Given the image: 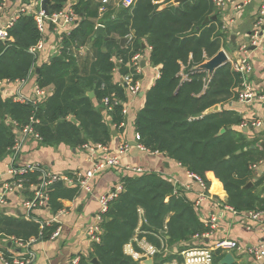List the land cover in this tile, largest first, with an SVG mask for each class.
<instances>
[{"label":"trees","instance_id":"trees-1","mask_svg":"<svg viewBox=\"0 0 264 264\" xmlns=\"http://www.w3.org/2000/svg\"><path fill=\"white\" fill-rule=\"evenodd\" d=\"M171 1L137 0L131 7L108 6L103 13L97 0H50V14L71 4L78 15L76 26L63 35L60 53L36 66V83L44 88L53 86L44 100L36 105L20 103L0 92V161L10 156L18 132L32 119L39 121L34 126L43 145H107L114 130H123L120 123L124 116L122 105H114L107 112L103 101L129 99L127 86L115 81L114 73L118 71L121 77L134 73L140 79L133 58L141 55L147 44L150 62L160 67V76L147 90L135 118L139 144L166 154L199 176L208 189L213 175L223 184L227 205L235 211L264 210V195L257 191L264 175L256 177L252 169L263 156L251 147L254 141L236 129L244 118L224 108L210 111L238 97L242 77L229 62L212 76L197 69L222 47L227 48L229 32L223 28L220 9L214 0H184L166 6ZM214 15L217 19L204 23ZM99 24L104 25L106 35L98 36L92 48L84 52ZM48 27V32L54 30L53 24ZM9 36L12 41L0 43V81L25 80L34 63L29 49L42 38L33 15L21 14L9 28ZM122 38H127L124 45ZM90 91L95 94L93 98L88 96ZM25 178L27 195H31L30 186L40 182V173L30 172ZM121 182L124 190L109 205L100 241L91 243L79 264H143L125 251L135 237H146L157 247H161V238L166 240L170 251L157 254L154 264L173 259L182 263L183 249L174 253V247L210 231L194 203L162 175H127ZM250 182L253 186L247 187ZM80 192L78 185L51 188L49 209L58 212L65 208V200L78 198ZM56 227L41 229L37 221L0 213V237L14 242H26L41 234L43 239H50ZM134 246L138 249L136 242ZM224 256L221 250L215 251L213 264ZM93 258L99 263H93Z\"/></svg>","mask_w":264,"mask_h":264},{"label":"crops","instance_id":"crops-1","mask_svg":"<svg viewBox=\"0 0 264 264\" xmlns=\"http://www.w3.org/2000/svg\"><path fill=\"white\" fill-rule=\"evenodd\" d=\"M30 1L31 0L24 2ZM33 1L38 2V0ZM263 3L264 0H253L244 5L242 4V0H231L226 2L225 6L220 9V19L227 32H229L230 39L227 43V48L221 49H225L228 54L233 55L237 46L246 42V37L249 36L250 42V33L255 27V20ZM9 11L12 13L14 8H9ZM261 34L264 39V25L262 26ZM47 35L46 55H42L41 62L47 61L52 55H56L53 53L52 49L58 46L59 33L54 29L48 32ZM232 36L235 37L234 41L232 40ZM230 46H232L233 49H229ZM250 46L253 45L249 44V47ZM84 49L85 48H83V51L85 52ZM250 50L253 57L254 70L247 77V81L255 84L257 90L263 92L264 46H257L255 49ZM150 53V46L145 44L144 51L140 55V63L142 59H146L145 66H142V71L140 72L141 78L139 79L142 84V90L138 95L129 94V114L125 117L127 125L122 133L116 131V134L112 136L107 145L95 147L93 150L84 147L74 148L64 143L57 146H47L43 145L40 140L31 137L24 144L18 165L39 164L46 170L54 173H83L92 168L93 159L96 160L105 154L115 153L121 143L126 142L129 144L130 149L127 154L122 156V164L130 163L134 166L143 168L145 173L156 172L162 175L172 182L177 190L181 191L194 203L202 189L199 183L190 176L189 172L166 154L142 148L136 140V128L134 124L136 115L144 105L147 90L155 84L160 76V67L151 64ZM114 80L117 82L122 81V77L118 71L114 73ZM34 85H36V74L32 73L23 88V92L31 94ZM47 89L50 94L53 90V86H49ZM218 105L220 110L224 108L226 110L235 111L244 118L243 122L236 127V129L245 132L249 140L254 141L251 147L257 148L262 154L263 157L255 164L256 167L252 169L255 170L256 177L264 175V103L256 100L245 103L240 101L238 96L235 99L223 103V105ZM106 120L107 122L111 121L108 116ZM256 122H261V125L256 127L254 125ZM243 123L246 124V126H242ZM8 161V157L0 161L1 182L9 178L7 173ZM127 175L136 176L126 172L124 169H108L97 176L91 192L80 190L81 192L78 198L74 200H65L64 209L66 212L59 217L61 221L60 235L54 239L42 238L31 245L32 250L36 254V259L32 264H69L71 259L76 256H86L90 251L91 243L95 242L89 238L87 229L91 224L95 223L96 217L101 211L100 196L108 192L115 184L121 182V179ZM210 179L211 186L205 191L207 197L201 202L200 207L194 206L197 208L200 218L204 223H208L210 217L216 215L218 218L217 227L212 229L207 224L210 227V231L206 233L211 234L204 237L203 240L194 237L192 241L179 243L174 247L173 252L178 253L183 249L180 256H182L184 262L182 252L187 249L189 245H198L200 243L213 245L218 240L234 239L239 242L242 250L240 249L238 251L234 249L221 251L224 252L225 255L231 252L235 258L236 264H257L249 250L252 246H264V220L262 222L252 221L226 208L227 193L223 188V184L213 175H210ZM217 182L220 184H217ZM250 183H252L251 186H253V182ZM216 184L218 187L215 186ZM257 191L264 195V183L257 187ZM27 193V190H23L11 194L9 196L10 204L6 207L0 206V213L2 212L8 215L17 214L27 219L23 213V209L21 210L20 207V201L25 198ZM258 211L264 212V210H256V212ZM56 213L58 212H53L49 207L39 208L35 211L36 216L39 217L40 220L52 219ZM137 239L147 240L146 237H135L131 243L125 246V251L130 246L134 247V242L138 244ZM162 240L161 246L164 244V251L168 253L170 251L169 246L166 240ZM10 242H12L11 246L9 245ZM3 247L10 253L20 251L13 240L0 237V248ZM154 259L155 257L153 258V262ZM174 263L182 264L177 259H173L166 264Z\"/></svg>","mask_w":264,"mask_h":264},{"label":"built area","instance_id":"built-area-1","mask_svg":"<svg viewBox=\"0 0 264 264\" xmlns=\"http://www.w3.org/2000/svg\"><path fill=\"white\" fill-rule=\"evenodd\" d=\"M41 1L35 2L31 0L30 2H24L23 0H0V43L12 41L13 38L9 36V28H11L14 22L20 17L21 14L33 15L34 20L37 24L38 30L40 31L42 38L29 49V53L34 58V63L29 71V74L25 80H2L0 81V92L4 98H12L16 102L20 103H32L36 105L37 101L44 100L49 95V90L47 88L39 86L37 83L34 85L33 92L27 94L23 92L28 79L31 74L35 72L36 66L41 62L42 55L45 54L46 50V39L48 38V25L53 24L54 29L59 33L58 46L52 49L54 54H59L62 48V40L64 34H69V32L76 26L78 19L77 13L72 9L71 4H68L65 10L60 12L47 15L41 7ZM137 0H98L101 4L100 11L105 12L106 8L110 5L112 6H123L131 7L135 4ZM231 0H214L216 6L221 9L225 6L226 2ZM253 0H242V4H248ZM38 4V5H37ZM241 6V5H240ZM14 8V11L10 13L9 8ZM264 25V3L262 4L258 16L255 20V27L250 35L251 45L264 46V39L262 37L261 31ZM225 29V26H223ZM225 48V47H222ZM229 55V63L232 69L240 73L242 77L241 86L237 89L239 100L245 103L252 101H259L264 103V91L260 92L257 90L255 84L247 81V77L254 70L253 57L251 55V50L246 42L241 43L234 50L233 55ZM49 60V59H48ZM133 67L135 68V73L140 74L142 71V65L140 63V55L137 54L133 58ZM122 82L127 85L128 94L138 95L142 90V84L139 79L135 78L134 73H130L122 77ZM104 108L107 112L113 110L114 105H122V115L127 116L129 114L130 100L123 102L119 99L113 103L109 98H105L103 101ZM38 120L32 119L31 123L24 126L17 134L14 146L11 148V154L8 157L9 161L7 163V173L9 178L3 182L0 181V206L6 207L10 204L9 196L16 192L23 191L25 189V177L30 172L40 173V182L37 184H31L30 190L31 195H26L24 199L20 201L21 210L25 217L29 220H34L40 223L41 229L46 226L57 225L56 230L52 234V239L58 237L61 232V221L59 219L60 215L65 213V209H60L56 215L49 220H40L36 216L35 211L39 208H48L50 195L49 191L51 186L62 181L64 185H78L80 190L91 192L97 176L101 172H105L108 169L120 168L124 169L134 175H140L145 173V170L139 166H134L130 163L122 164V156L127 154L130 146L126 142L121 143L118 150L115 153L105 154L98 159H93V166L91 169L86 170L83 173H54L46 170L39 164H28V165H18L21 152L23 150L25 142L29 138H35L41 141L39 133L36 131L34 124L38 123ZM127 123L124 120L120 123V127L124 129ZM256 127L261 125V122H256L254 124ZM246 126V124H242ZM123 131V130H122ZM122 131L120 133H122ZM140 139V135L136 132V140ZM142 148L143 145L139 144ZM84 148L93 150L95 147H103V145H91L85 144L82 146ZM149 150V149H147ZM254 164L252 168H255ZM194 180H196L202 191L198 198L195 200V206L200 207L201 202L207 197L205 191H207V186L203 180L192 173H189ZM124 190V185L122 182L115 184L108 192L100 196L101 211L97 215L95 223L91 224L88 229V236L92 241H100V235L102 233L101 223L104 219V214L108 211L110 203L117 198L120 193ZM177 192V191H176ZM226 208L232 210L234 213L239 214L246 219L252 221H263L264 212L263 211H249V212H237L229 205H225ZM218 218L216 215H212L209 219L208 224L212 229L217 227ZM264 229V224H263ZM211 233H204L203 235H197L195 238L203 240ZM42 239V234L39 237H32L28 241L24 242L22 240H15V245L20 249L16 253H7L6 248H0V264H32L36 259V254L32 250L31 245L38 240ZM162 240V238L160 239ZM139 249H135L130 246L126 253L131 255L134 260L143 262L147 258H154V256L164 250V244L161 248L148 242L146 239H137ZM163 241V240H162ZM203 242V241H201ZM237 249L238 251L242 248L237 240L223 239L216 241L213 245H205L200 243L199 245L190 246L185 249L182 254L184 256V262L182 264H213V254L217 250L229 251ZM250 254L254 257L257 264H264V246H252L249 250ZM81 256H76L69 264H79ZM176 262V261H175ZM178 264V263H174Z\"/></svg>","mask_w":264,"mask_h":264},{"label":"water","instance_id":"water-1","mask_svg":"<svg viewBox=\"0 0 264 264\" xmlns=\"http://www.w3.org/2000/svg\"><path fill=\"white\" fill-rule=\"evenodd\" d=\"M184 0H172L171 2L167 3L166 6H171L173 4H178V3H181L183 2ZM49 5H50V0H42V9L45 11V13L47 15L50 14V9H49ZM211 19H217V15H214L212 18L210 17H207L204 21V23H208ZM251 34V33H250ZM249 34V35H250ZM106 33H105V27L104 25L100 24L97 26V31H96V34L95 36L92 38V41L91 43L85 47V52H87L90 48H92L93 46V43H94V40L98 37V36H105ZM232 40L234 41L235 40V37L232 36ZM121 44H125L127 42V38H122L121 40ZM245 41L246 43L249 45V36L245 38ZM145 47V45H144ZM256 46H250V49H255ZM229 49H233L232 46L229 47ZM229 61V56H228V53L225 49H221L216 55H214L212 58L206 60L205 62H203L202 64H200L199 66H197V69H201V70H206L208 72V75L209 76H212L214 74V72L222 65L226 64L227 62ZM145 63H146V59H142L141 60V64L142 66H145ZM39 71V69H38ZM125 86H127L125 84ZM143 95V93H142ZM88 96L93 98L95 96L94 92L90 91L88 92ZM220 110V107L219 105H215L213 106L212 108H210V111H219ZM101 111H103V109H101ZM224 131V130H222ZM112 134H116V131L114 130L112 132ZM252 183H249V186H251ZM64 184L62 181H58L56 182L54 185H52V188H56V187H63ZM107 220L109 221L110 218H107ZM12 242L9 243V245L11 246ZM92 262L93 263H99V260L97 258H93L92 259ZM143 264H153V258H147L145 259L143 262ZM235 263V258L233 256V254L231 252L227 253L219 262L218 264H234Z\"/></svg>","mask_w":264,"mask_h":264},{"label":"bare ground","instance_id":"bare-ground-1","mask_svg":"<svg viewBox=\"0 0 264 264\" xmlns=\"http://www.w3.org/2000/svg\"><path fill=\"white\" fill-rule=\"evenodd\" d=\"M41 7H42V3H41ZM49 15H50V14H49ZM47 33H48V32H47ZM253 46H256V45H253ZM256 47H257V46H256ZM139 55H140V54H139ZM141 65H142V64H141ZM6 98H8V97H6ZM125 117H126V116H124V120H125ZM138 142H139V140H138ZM54 184H55V183H54ZM54 184H53V185H54ZM51 188H52V186H51ZM79 189H80V188H79ZM207 189H208V188H207ZM24 190H28V189L25 188ZM114 200H115V199H114ZM194 205H195V202H194ZM107 212H108V211H107ZM107 212H106V213H107ZM106 213L104 214V217H105ZM103 220H104V219H103ZM39 224H40V223H39ZM205 224H206V223H205ZM206 225H207V224H206ZM207 226H208V225H207ZM101 227H102V223H101ZM102 233H103V228H102ZM102 233H101V234H102ZM100 239H101V235H100ZM95 242H99V241H95ZM129 243H131V242H129ZM136 243H137V242H136ZM198 245H199V244H198ZM137 246H138V244H137ZM190 246H194V245H189L188 247H190ZM134 248H135V246H134ZM158 248H161V247H158ZM135 249H137V248H135ZM138 249H139V247H138ZM163 251H164V250H161V252H163ZM161 252H159V253H161ZM159 253H157V254H159ZM157 254H156V255H157ZM156 255H155V256H156ZM155 256H154V257H155ZM150 258H152V257H150ZM80 260H81V259H80Z\"/></svg>","mask_w":264,"mask_h":264}]
</instances>
